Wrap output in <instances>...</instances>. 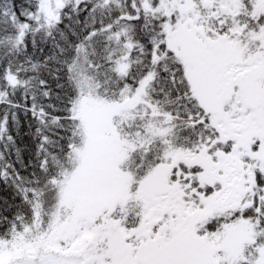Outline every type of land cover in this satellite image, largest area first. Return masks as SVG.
<instances>
[{
  "label": "snow or ice",
  "instance_id": "6c2138e0",
  "mask_svg": "<svg viewBox=\"0 0 264 264\" xmlns=\"http://www.w3.org/2000/svg\"><path fill=\"white\" fill-rule=\"evenodd\" d=\"M0 264H264V0H0Z\"/></svg>",
  "mask_w": 264,
  "mask_h": 264
}]
</instances>
